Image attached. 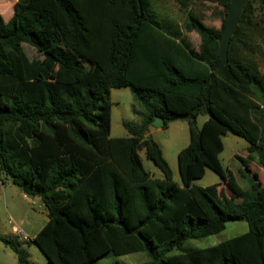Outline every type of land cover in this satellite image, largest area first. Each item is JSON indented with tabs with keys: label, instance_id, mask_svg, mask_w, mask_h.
<instances>
[{
	"label": "trees",
	"instance_id": "1",
	"mask_svg": "<svg viewBox=\"0 0 264 264\" xmlns=\"http://www.w3.org/2000/svg\"><path fill=\"white\" fill-rule=\"evenodd\" d=\"M154 1L17 0L8 21L0 12V179L40 197L49 217L29 240L0 231L19 264H37L23 241L49 264L139 252L147 259L136 264H264V184L250 166L257 159L264 168V72L251 55L264 0H246L220 66L230 0H211L228 3L220 28L193 9L197 0H177L199 49L182 26L155 15ZM125 86L143 108L134 111L141 121L125 122L128 136L111 137V90ZM201 115L208 117L199 127ZM156 116L164 127L189 124L190 141L178 152L181 183L149 133ZM229 132L249 143L247 156H237L252 175L247 189L220 160ZM143 150L163 177L147 170ZM207 169L222 182L195 185ZM240 220L246 232L182 249Z\"/></svg>",
	"mask_w": 264,
	"mask_h": 264
},
{
	"label": "rangeland",
	"instance_id": "2",
	"mask_svg": "<svg viewBox=\"0 0 264 264\" xmlns=\"http://www.w3.org/2000/svg\"><path fill=\"white\" fill-rule=\"evenodd\" d=\"M17 0H0V12L3 14L5 20H8L13 14L14 4ZM228 3H220L211 0H197L193 3V9L201 16L204 22L215 28H220L226 17V7ZM153 11L157 17L170 19L183 27L185 37L191 47L199 49L201 39L196 32L186 31L184 28V22L186 20V11L181 8L177 0H155L153 5ZM256 23L254 31L251 33L252 40L257 43L256 51L251 55L255 57V60L264 72V12L257 11ZM24 49L29 57H37V52L31 46L24 44ZM245 52V48L243 50ZM219 66L222 63V56L220 54ZM111 100V137H125L129 135L128 129L125 127V122L133 121L140 122L141 116L134 111H143L142 106L135 100L134 95L129 86H125L119 89H112L110 94ZM208 116H199L197 123L199 127L207 119ZM150 133L155 140L160 144L163 149V153L167 161L169 162L172 170L174 171V180L181 183V175L178 165V152L186 147L190 141V129L189 125L184 120H177L169 123L168 127L156 128L154 126H148ZM224 149L220 154V160L227 172H233L236 176L238 183L245 189L249 188V176H252L237 156L246 157L248 154L247 147L249 143L240 136H237L231 132L222 136ZM143 163L147 170L151 171L157 177H163L162 171L147 158L145 151L140 152ZM251 168L256 171L259 178L264 184V168H262L257 159L250 162ZM243 172H240V169ZM9 182V181H8ZM218 182H222L221 177L212 169H207L203 178L195 179L194 184L202 187H206ZM7 187L8 205L13 211V218L17 225L22 228L26 234L32 238L33 235L43 225L44 215L40 210L37 203H32L30 200H26L22 196V191L16 185L10 182ZM225 189L223 190L226 195L230 196L232 192L226 184H223ZM0 216L2 218L1 233L20 239L18 234L13 236V227L9 222L6 206L4 200L0 201ZM248 230V223L244 220L232 221L227 224L225 230L218 234L210 235L207 237H200L190 239L184 242L182 249L190 250L197 248H204L214 244H217L225 239L242 234ZM23 241V240H22ZM23 244L30 254V259L37 264H49L45 255L34 243H27L23 241ZM180 252V251H176ZM147 259L145 253H131L128 255L115 257L109 255L100 259L95 264H136L143 262ZM0 264H19L16 254L0 241Z\"/></svg>",
	"mask_w": 264,
	"mask_h": 264
},
{
	"label": "water",
	"instance_id": "3",
	"mask_svg": "<svg viewBox=\"0 0 264 264\" xmlns=\"http://www.w3.org/2000/svg\"><path fill=\"white\" fill-rule=\"evenodd\" d=\"M245 2L246 0H230L227 21L220 40V54L222 56L221 65L226 63L228 60V52L231 42V36L234 34L236 30L241 15V11L244 7ZM164 125H165V121L160 116H156L149 124V126H154L156 128H161Z\"/></svg>",
	"mask_w": 264,
	"mask_h": 264
},
{
	"label": "crops",
	"instance_id": "4",
	"mask_svg": "<svg viewBox=\"0 0 264 264\" xmlns=\"http://www.w3.org/2000/svg\"><path fill=\"white\" fill-rule=\"evenodd\" d=\"M12 16V15H11ZM10 19V18H9ZM8 19V20H9ZM8 20H6V21H8ZM189 125V124H188ZM149 133H150V131H149ZM151 134V133H150ZM173 173H174V171H173ZM5 185H10V182H8V181H3V180H1L0 179V201L1 200H4V202H5V206H6V211H7V215H8V217H9V221H10V219H12V220H14V218H13V211L10 209V205H8V202L9 201H7L8 200V196H7V187L8 186H5ZM14 185V184H13ZM22 196H23V198L24 199H26V200H30L32 203H37L38 204V206H39V208H40V210L42 211V213H43V215H44V223H43V225L47 222V220H48V211H47V209H46V207H45V204L43 203V201L41 200V198L40 197H38V196H30V195H27V194H25V193H23L22 192ZM43 225H42V227H43ZM19 226V225H18ZM1 227H2V218H1V216H0V231H1ZM41 227V228H42ZM40 228V229H41ZM40 229H38V231L40 230ZM14 231V230H13ZM38 231L33 235V237L38 233ZM3 235H5V234H3ZM16 235V233L15 232H13V236H15ZM32 237V238H33ZM20 239H22V238H20Z\"/></svg>",
	"mask_w": 264,
	"mask_h": 264
},
{
	"label": "built area",
	"instance_id": "5",
	"mask_svg": "<svg viewBox=\"0 0 264 264\" xmlns=\"http://www.w3.org/2000/svg\"><path fill=\"white\" fill-rule=\"evenodd\" d=\"M9 222L10 224H12L14 232L18 234L22 239L24 240L30 239V237L26 234V232L22 228H20L14 220L10 219Z\"/></svg>",
	"mask_w": 264,
	"mask_h": 264
}]
</instances>
